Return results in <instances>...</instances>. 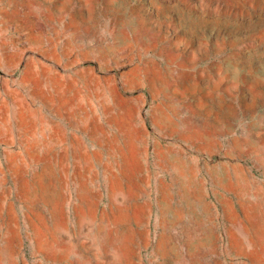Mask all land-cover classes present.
I'll return each instance as SVG.
<instances>
[{"label": "rangeland", "instance_id": "374dc122", "mask_svg": "<svg viewBox=\"0 0 264 264\" xmlns=\"http://www.w3.org/2000/svg\"><path fill=\"white\" fill-rule=\"evenodd\" d=\"M0 264H264V0H0Z\"/></svg>", "mask_w": 264, "mask_h": 264}]
</instances>
